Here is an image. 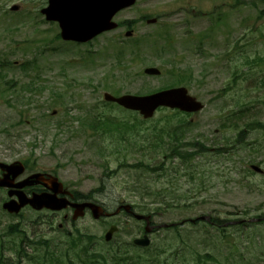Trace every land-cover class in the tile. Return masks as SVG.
<instances>
[{
    "label": "rangeland",
    "instance_id": "1",
    "mask_svg": "<svg viewBox=\"0 0 264 264\" xmlns=\"http://www.w3.org/2000/svg\"><path fill=\"white\" fill-rule=\"evenodd\" d=\"M46 5L0 0V161L24 163L23 176L48 171L108 211L126 202L155 224H180L153 232L145 251L129 245L144 224L125 212L64 224L63 213L10 215L0 197V264H264V221L247 222L264 213V173L250 169L264 171V3L138 0L114 18L132 21L131 37L122 27L85 44L56 38L57 24L39 11ZM147 66L169 71L145 76ZM179 74L201 111L160 109L140 123L138 113L103 104L104 92L147 94ZM87 112L134 123L152 146L101 134ZM174 147L198 153L177 156ZM202 215L226 228L180 222ZM238 219L246 224H228ZM108 222L120 227L111 242L103 239ZM13 223L20 231H9Z\"/></svg>",
    "mask_w": 264,
    "mask_h": 264
},
{
    "label": "water",
    "instance_id": "2",
    "mask_svg": "<svg viewBox=\"0 0 264 264\" xmlns=\"http://www.w3.org/2000/svg\"><path fill=\"white\" fill-rule=\"evenodd\" d=\"M133 2L134 0H49V6L42 9L41 12L46 15L47 19L59 22L61 37L64 40L86 42L103 31L115 28L116 23L111 21L113 15ZM12 9H17V7L13 6ZM144 72L146 74H159L156 68H147ZM104 98L107 101L116 102L124 108L139 111L145 119L152 117L159 106L178 108L186 112H196L203 107L195 97L187 93L184 87L171 88L145 96L125 94L114 97L109 93H104ZM0 168L4 171L2 178H0V186L5 187L14 186L13 180L24 171V166L19 162L10 165L0 163ZM251 168L261 172L258 166L252 165ZM42 179H44L43 174H32L21 185L43 183ZM50 183L53 194H35L31 198H26L21 194L18 201L10 200L3 204V208L9 213H18L21 207L26 204L35 209L46 207L59 210L66 207L68 204L66 198H56L55 194L61 183L57 182L55 177L50 178ZM72 206L75 208L74 219L82 216L86 207L91 210L94 218L108 215L100 205L93 202L78 203ZM124 208L127 212L130 211L129 205L124 206ZM135 218L146 221L145 231L147 233L152 230L153 227L149 224V216L135 214ZM199 219L209 220V217L201 216ZM116 230L117 227L112 225L105 234V240L109 241ZM134 243L145 247L149 245V238L145 235L135 239Z\"/></svg>",
    "mask_w": 264,
    "mask_h": 264
},
{
    "label": "trees",
    "instance_id": "3",
    "mask_svg": "<svg viewBox=\"0 0 264 264\" xmlns=\"http://www.w3.org/2000/svg\"><path fill=\"white\" fill-rule=\"evenodd\" d=\"M259 1L264 3V0H259ZM259 15L260 16L264 15V9L259 12ZM119 56H121V55L118 54V57ZM175 82H178V81H175ZM175 113H179V112H175ZM86 120L91 121L89 123L90 127H93V129L100 131V133L103 135L107 134V132H112V133L118 134V136L120 138H124L125 139L124 141H126L127 143H129V144L133 143L136 146H139V147L141 146V148L150 147L153 144L152 141L144 138L143 134L141 135L142 137L140 136L139 129L136 128V125L134 123H130L129 121H118L116 119H113L112 117L105 115L104 112H97L95 114H91L90 112H87ZM135 120L137 122H140V123H143L146 121V120H139L137 117L135 118ZM261 125H264V124H261ZM172 132L173 131H170L169 135H172ZM244 136H245V130L239 131L237 133L236 141L241 142L243 140ZM179 144H180V142H179ZM185 144L195 146V143H193V142L185 143ZM201 148H203V147L201 146ZM171 151H172L171 154L174 153L177 156H183V157H185L186 155H189L190 157H194V155H196L198 153L197 150H193L190 153H185V154L182 153L181 154V152L175 147L172 148ZM141 166H142V164H141ZM146 168H147V166H146ZM79 195H81V194H79ZM262 216H264V213L261 215H258L257 217H262ZM212 220L217 225L215 228L218 230L222 228L221 224L225 222V220H220L219 218H216V217L212 218ZM244 224H246V223H241L238 226H242ZM9 231L10 232L19 231L18 225L17 224H10L9 225ZM78 234H79V236H84V237L88 238V240L90 238L87 234H82L80 232H78Z\"/></svg>",
    "mask_w": 264,
    "mask_h": 264
},
{
    "label": "flooded vegetation",
    "instance_id": "4",
    "mask_svg": "<svg viewBox=\"0 0 264 264\" xmlns=\"http://www.w3.org/2000/svg\"><path fill=\"white\" fill-rule=\"evenodd\" d=\"M33 172L50 173L48 171H33ZM29 174H31V173H29ZM0 175H1V171H0ZM23 178L24 177L17 178L15 180V183H20ZM46 184L47 185H50L48 181H47ZM17 189L22 190L27 196H31L33 193H43V192L50 193V192H52L48 187L42 186V185L23 186V187H20V188L17 187L15 190H17ZM64 189L68 190L69 191V194H64L62 192L61 193L60 192H57V196L59 198L60 197L62 198V197L65 196L72 203L79 202L81 200L80 198H75V196H76V191L75 190L69 189V187H66V186H64ZM64 189L63 188H60V191H63ZM0 193L3 195V199L2 200L5 201V200L9 199V197H8V189L0 188ZM13 198H16V194H13ZM121 204L122 203H120L119 205H121ZM24 209L25 210H31V208L29 206H26ZM43 211H46V210H43ZM72 211H73L72 207L71 206H67V208L64 209V210H62V211H59V212H51V213H53V214L63 213L62 218L65 221L64 224H67L70 221V214L72 213ZM64 224L62 223L60 225L62 226Z\"/></svg>",
    "mask_w": 264,
    "mask_h": 264
}]
</instances>
